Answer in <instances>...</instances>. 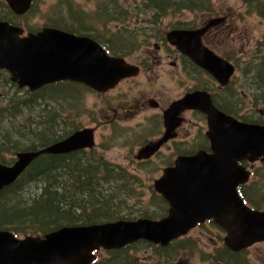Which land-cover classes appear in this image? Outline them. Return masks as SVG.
<instances>
[{
  "label": "rangeland",
  "instance_id": "374dc122",
  "mask_svg": "<svg viewBox=\"0 0 264 264\" xmlns=\"http://www.w3.org/2000/svg\"><path fill=\"white\" fill-rule=\"evenodd\" d=\"M1 1L4 0H0V15H3L6 14V7ZM108 1L111 0H34L33 8L28 14L21 17L13 14L10 19L14 24H21L25 32L39 31L61 20L64 24L76 26L82 32L85 29L102 38L107 36L112 39L110 47L119 56H126L129 62L142 64V73L125 81L117 89L103 92V95L75 82H68L59 91L31 92L26 88H19L11 82L9 74L2 73L0 109L8 108L16 115V118L4 120L6 123L3 126L18 135H29L28 131H32L27 141H23L27 146L40 143L45 138L47 140L48 136L64 137L77 129L97 126L94 136L96 147L88 152H80L79 157L92 163L103 160L120 166L122 171L119 169L116 172L133 182L130 193L121 197L123 204H118L124 212L122 214H129L131 219H137L149 212L156 217L166 214L170 204L154 189L155 180L162 176L168 161L174 160L181 153L197 151L206 144L202 131L206 130L207 123H204L202 114L196 111L193 114L194 120L179 127L174 138L170 137L153 159L143 161L140 149L145 147L148 140L157 141L162 137L163 109L182 97L185 88L193 90L207 81L204 74L197 73L193 65L181 68L173 67L168 60L158 62L159 58L155 60L147 48L155 50L153 45L157 39L167 36L173 28H203L210 18H219L220 21L208 28L212 30L205 41L216 53L227 57V60L236 65V73L232 84L223 91L214 85L213 98L218 105L225 106L237 114V117L244 116L245 121L264 122V97L259 83L253 82L257 76V65L264 61V15L259 11V8L264 9V0L260 3L210 0L213 10L211 13L170 11L163 17H156L157 13L144 9L140 0H118V4L125 10L119 16L125 19L101 20L99 4L104 5ZM68 2L76 5L72 14ZM250 5L256 10L252 11ZM71 15H82L84 28ZM28 91L33 93L29 103L19 102L22 97L28 96ZM38 96H45L46 99L36 101ZM151 100L160 101V107L153 108ZM136 104H140L143 110L140 109L139 114L127 116L124 111ZM187 114L188 112L185 117ZM12 120L13 123L10 122ZM48 121L54 123L50 126ZM38 131H43L46 137H36ZM195 134L200 136L193 140ZM3 157L9 160L8 164L16 160V154L11 152H4ZM245 163L248 166L250 161ZM254 164L256 172L253 185L259 194L264 195V165L259 159ZM119 182L120 179H113L111 185L105 184V190L108 191L111 186L116 187ZM40 186L34 184L28 191L35 193ZM119 193L124 195L123 191ZM211 233L217 238L219 234L224 235L225 231L220 226H213ZM100 252L102 258L99 261L103 262L100 264H114L117 258L125 264H178L186 257L192 264H211L207 261L210 254L205 243L196 246L187 236L166 245L140 240L122 251L113 252L103 248ZM245 255L246 257L235 259L236 263L264 264V244L251 247Z\"/></svg>",
  "mask_w": 264,
  "mask_h": 264
},
{
  "label": "water",
  "instance_id": "95a60500",
  "mask_svg": "<svg viewBox=\"0 0 264 264\" xmlns=\"http://www.w3.org/2000/svg\"><path fill=\"white\" fill-rule=\"evenodd\" d=\"M16 14L26 13L32 0H5ZM222 20V18H221ZM219 18L200 29L171 30L167 38L183 54L207 69L221 84L234 74L235 66L201 41V36ZM25 29L0 20V70H7L19 87L39 89L68 80L83 83L98 92L139 73L137 65L110 56L89 36L46 26L24 34ZM199 109L207 115V135L213 152L199 151L179 156L164 170L154 188L169 202L168 214L160 219L139 218L91 225L63 226L43 237L15 236L0 230V264H89L99 248L119 249L138 239L162 245L186 234L197 223L213 218L225 231V243L240 250L264 241V210L251 209L238 192L250 172L241 161L254 162L263 156L264 124L248 123L220 110L205 91L186 94L164 112V136L140 150L149 158L174 135L179 114ZM95 144L94 130L83 128L39 150L20 151L11 165L0 162V190L13 183L42 153L61 154Z\"/></svg>",
  "mask_w": 264,
  "mask_h": 264
},
{
  "label": "trees",
  "instance_id": "16d2710c",
  "mask_svg": "<svg viewBox=\"0 0 264 264\" xmlns=\"http://www.w3.org/2000/svg\"><path fill=\"white\" fill-rule=\"evenodd\" d=\"M140 1L144 9L157 13L155 15L156 17H163L170 11L180 12L183 10H191L202 13H211L213 11L212 6H210V0ZM253 1H257L256 3L261 2V0H246V2L250 3ZM1 4L6 7V14L0 15V19L11 21L10 17L13 15V12L4 1H1ZM67 5L72 14L76 5H73L71 2H68ZM99 5L101 7L100 11H102L99 14L101 20L125 19V17L119 16V14L125 13V10L118 4V0H111V2H105L104 5ZM249 7L252 11L256 10L253 5ZM260 7L262 6L260 5ZM259 11L261 15H264L263 8H259ZM71 18L84 28V24L81 21L83 18L82 15L76 17L71 15ZM49 26L78 34L89 32L85 29L82 32L76 26L64 24L61 20H57ZM2 73L9 74L6 70H1L0 74ZM256 75L253 82L255 84L259 83L262 90L261 93L264 97V61H260L257 65ZM68 82L58 81L54 84L44 86L37 91L38 93H47L52 90L59 91L68 85ZM12 83L15 84L14 82ZM229 96H231V93ZM32 97L33 93L28 91V96L22 97L19 102L28 104ZM37 99L45 100L46 97L38 96L36 97V101ZM219 107L228 113L234 114L223 105H219ZM10 117L16 118L12 110L8 108L0 109V162L4 164H8L9 161L4 159V152L17 154L19 151L39 150L66 137L59 136L51 138L48 136L46 140V134L43 133L44 130L41 132L38 131L36 137L45 139L40 143L35 142L27 146L23 141H27L32 131H28L29 135H18L17 132L13 134V131L10 129H5L3 124L6 122L4 120ZM238 117L244 121L246 120L244 116ZM252 121L256 122L255 120H249L248 122ZM10 122L13 123L14 120ZM48 122L47 124H50V126L54 123L52 121ZM16 134L20 137H17ZM87 151L84 150V152ZM80 152H69L66 154L42 153L30 163L13 183L4 186L0 190V230H8L16 236H23L22 234H24V236L32 235L42 237L63 226L131 219L129 214H122L124 212L121 210V207H118V203L119 205L123 204L121 197L130 193L133 182L116 172L119 169L121 170L120 166L112 165L103 160L98 161V163H92L88 159L79 157ZM261 163L264 165V161ZM113 179H120V182L116 187L111 186L108 191L105 190V184L111 185L110 182ZM253 183L254 179L251 185L246 187L248 189L242 188L241 195L247 204L253 206L252 208L264 209V195L257 192ZM34 184L41 185L39 191L35 193L29 192V188ZM120 191H123L124 195L120 194ZM164 215L155 217L153 213L148 212L143 214L142 217L156 219ZM130 245L127 244L120 249L110 251H122ZM98 258L101 259V255ZM100 259H97L98 261L93 264L103 263L99 261Z\"/></svg>",
  "mask_w": 264,
  "mask_h": 264
},
{
  "label": "flooded vegetation",
  "instance_id": "af4514ba",
  "mask_svg": "<svg viewBox=\"0 0 264 264\" xmlns=\"http://www.w3.org/2000/svg\"><path fill=\"white\" fill-rule=\"evenodd\" d=\"M202 26L200 27H189L188 29H200ZM178 28V27H176ZM179 28H187V27H179ZM126 29V28H125ZM212 30V28L209 30V29H206V31H204L202 33V36H201V41L204 43L205 46H207L210 50H212L214 53H216L212 48H210L207 44H206V38H207V34ZM38 31V30H37ZM77 35H85V36H89L91 37L92 39H94L96 42H98L99 44H101L104 48H106V50H108L109 54L111 56H116V57H122L124 58L127 62L128 59L126 56H119L117 54V52L113 51V49L110 47V44L112 43V39L105 36L104 38L101 37V35H94V33L92 32H83V33H75ZM155 47V50H151L149 49V47L147 48L148 49V52L149 54H151V56L154 57V59L156 60L157 58H159L158 62H164V60H168L167 62H169L173 67H181V68H185L187 65H193V67L195 68L196 72L197 73H202L204 74L205 76V80L207 81L205 84H203L202 86H199V88H196V89H193L188 87V88H185V93L184 95L188 94V93H192V92H195V91H205L207 93H209L213 99V102L215 103V105H218L216 103V101L214 100L213 96H214V93H215V90H213L214 88V85H216L218 88V90H222L223 89H226L228 88L231 84H232V81H233V78H234V75L236 73V69H235V73L234 75L232 76V79L231 81L228 83V84H221L219 83L215 77L211 74L210 71H208L207 69L201 67L200 65H198L197 63H195L189 56L183 54L177 47H175L174 45H172L169 41H168V38L167 36L165 35V37L163 36V38H158L156 43L153 45ZM217 55H219L218 53H216ZM220 57L224 58L225 60H227V57L225 56H221L219 55ZM229 61V60H227ZM231 62V61H229ZM129 63H132L134 65H138L140 67V73H142V64L141 63H133V62H129ZM232 63V62H231ZM233 64V63H232ZM234 65V64H233ZM236 66V65H234ZM134 77H137V76H134ZM134 77H127L123 80H121L120 82L117 83L116 86H114L112 89L108 90V91H112L114 89H117L119 87H121L123 85V83L127 80H130ZM198 78V77H197ZM64 82H68V81H64ZM79 83V82H78ZM81 86H85L87 88H90L89 86L83 84V83H79ZM92 89V88H91ZM93 92L97 93L98 95H103L104 93L102 92H98L94 89H92ZM107 91V92H108ZM106 93V92H105ZM220 93V92H219ZM218 93V94H219ZM183 95V96H184ZM229 95V94H228ZM182 96V97H183ZM182 97H179L177 99H180ZM176 100V99H175ZM173 102V101H172ZM171 102V103H172ZM140 103V102H139ZM150 103L153 105V108H159L160 105H161V102L156 100H151ZM236 103V102H234ZM170 106V104H169ZM168 106V107H169ZM168 107L164 108L163 111L161 112L162 113V120H163V132H162V137L164 136L165 134V131H166V127H165V120H164V112L166 109H168ZM143 110V107L141 108L140 107V104H136V105H133L131 106V108L129 109H126L124 111L125 114H127V116H133V115H136V114H139V110ZM196 111H198L199 113L202 114V116L204 117V123H207V115L206 113L202 112L201 110L199 109H186L184 111H182L180 114H179V117L181 119L180 121V124L176 127V129L173 131L174 135L170 138H174V136L176 135V130L181 127L183 124L186 123L187 124H190L193 120H194V115L196 113ZM188 112V114L190 113V115L187 114V116L185 117L186 113ZM263 111H261L262 113ZM117 115V114H116ZM140 123V122H139ZM207 125V124H206ZM204 127V126H203ZM84 128H92L94 130V136H95V131L96 129L98 128L97 126H92V127H84ZM83 129V128H82ZM79 130V129H77ZM207 130H208V127H206V130H203L202 131V134L204 135V138H205V141H206V144L201 146L200 148L201 149H198L197 151H192V152H185V153H181L179 154L174 160H170L167 162V165L164 167L163 169V172L162 174L164 173V170L168 167H171V166H174L175 165V162L177 160V158L181 155H193V154H196L198 153L199 151H206L208 153H211L213 152L212 149H211V142H210V139L207 135ZM76 131V130H75ZM70 135V134H69ZM67 135V136H69ZM66 136V137H67ZM200 135H196L193 137V140H195L196 138H198ZM161 137V138H162ZM160 138V139H161ZM169 139V140H170ZM159 140V139H158ZM157 140V141H158ZM168 140V141H169ZM157 141H153V140H148L147 143L144 145H149V144H153ZM168 141H165L162 143V145L159 147V149L154 153L152 154L149 158H142L143 161H148V160H151L153 159L156 155L159 154V152L161 151V148L168 142ZM96 144H94V147ZM92 148H83V149H80V150H75V151H71V152H79V151H84V150H91ZM87 151V152H88ZM69 153V152H68ZM50 154H53V153H50ZM61 154H66V153H61ZM139 157V155H138ZM246 162L248 160H245ZM249 167H253L255 168V164L254 166H252L253 164L252 163H249ZM253 168H252V173H251V176L249 178V180L246 182V183H243L241 185H239V192L241 193V189L242 188H246L247 186H250L251 185V182L253 181V178H254V174L255 172L253 171ZM253 174V176H252ZM248 189V188H246ZM250 205V204H249ZM253 207V206H252ZM169 211V210H168ZM168 214V212L166 213V215ZM165 215V216H166ZM164 216V217H165ZM163 217V216H162ZM213 226H217L219 227V225L216 223V221L213 219V218H210V219H207L205 220L204 222L202 223H198L195 227H193L187 234L183 235V236H187L189 237L190 239H192V242H195V245L198 246L200 243L204 242L205 243V247L207 249V252L210 254V257L207 261H210L211 264H237L236 263V260L235 259H239V258H242V257H246L245 253H247L248 251H250L251 247H254L255 245H263L264 244V241H261V242H257L253 245H250L248 247H244L240 250H232L230 249L226 243H225V236H226V231L224 233V235L222 234H219L216 237H214L211 233V229ZM194 235L196 237H194ZM183 236H179L178 238L170 241V242H176L177 240H179L181 237ZM140 240H145L147 241L146 239H138L137 241H140ZM137 241H134V243H136ZM192 246V245H191ZM100 249L99 250H96V252L94 253V258L92 260L91 263L89 264H93L94 262H97V258L99 257L100 254ZM100 259V258H99ZM115 263H118V264H125L123 261H121L120 259H115ZM114 263V264H115ZM178 264H192L191 261H189V258L186 257L184 258V260L182 261H179Z\"/></svg>",
  "mask_w": 264,
  "mask_h": 264
},
{
  "label": "bare ground",
  "instance_id": "6f19581e",
  "mask_svg": "<svg viewBox=\"0 0 264 264\" xmlns=\"http://www.w3.org/2000/svg\"><path fill=\"white\" fill-rule=\"evenodd\" d=\"M111 2V1H110ZM112 9V8H111ZM115 12V11H114ZM124 16V15H123ZM175 29H178V30H183V29H188V28H173L172 30H175ZM124 37V36H123ZM129 37V36H128ZM126 38V37H125ZM234 74H232V76H233ZM232 76L230 77V80L227 82V83H225V84H228L230 81H231V79H232ZM222 77L223 76H220L218 79L220 80V79H222ZM256 77V76H255ZM219 83H220V81L217 79V78H215ZM252 81V80H251ZM15 83V82H14ZM54 83H56V82H54ZM54 83H50V84H47V85H45V86H48V85H51V84H54ZM15 84H17V83H15ZM224 84V85H225ZM117 85V84H116ZM115 85V86H116ZM18 86V85H17ZM19 87V86H18ZM44 87V86H43ZM19 88H21V87H19ZM22 88H26V89H28L29 91H31V92H34V91H37L38 89H36V90H31L29 87H22ZM260 91V90H259ZM10 125V124H9ZM37 125V124H36ZM35 130V129H34ZM40 142V141H39ZM47 144V143H46ZM259 160L262 162V161H264L263 160V156H261L260 158H259ZM119 204V203H118ZM122 220V219H121ZM124 247V246H123ZM242 249V248H241Z\"/></svg>",
  "mask_w": 264,
  "mask_h": 264
}]
</instances>
